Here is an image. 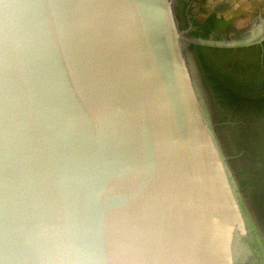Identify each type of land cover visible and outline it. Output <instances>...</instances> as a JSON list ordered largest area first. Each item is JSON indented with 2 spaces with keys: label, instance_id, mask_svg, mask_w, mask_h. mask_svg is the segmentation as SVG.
Here are the masks:
<instances>
[{
  "label": "water",
  "instance_id": "water-1",
  "mask_svg": "<svg viewBox=\"0 0 264 264\" xmlns=\"http://www.w3.org/2000/svg\"><path fill=\"white\" fill-rule=\"evenodd\" d=\"M181 2L0 0V264H264Z\"/></svg>",
  "mask_w": 264,
  "mask_h": 264
},
{
  "label": "rangeland",
  "instance_id": "rangeland-1",
  "mask_svg": "<svg viewBox=\"0 0 264 264\" xmlns=\"http://www.w3.org/2000/svg\"><path fill=\"white\" fill-rule=\"evenodd\" d=\"M185 1L188 6L179 8L180 17L183 22L188 20L191 25L187 36L197 41L192 43L191 50L198 70L208 76L209 84L202 74L201 80L215 117L222 116L219 105L224 103L223 99H227L225 102L228 104L231 98L262 102L264 0ZM214 25L220 27L214 28ZM257 114L255 121L259 122L264 117V112ZM242 119L247 120L244 117ZM260 124L257 127L264 135V125ZM223 128L221 127V132ZM258 166L260 171L256 180L264 185V160Z\"/></svg>",
  "mask_w": 264,
  "mask_h": 264
},
{
  "label": "flooded vegetation",
  "instance_id": "flooded-vegetation-1",
  "mask_svg": "<svg viewBox=\"0 0 264 264\" xmlns=\"http://www.w3.org/2000/svg\"><path fill=\"white\" fill-rule=\"evenodd\" d=\"M181 6L184 8L188 6L185 0H182ZM217 27H220V25H214V28ZM203 73L201 72L202 76L209 84L208 76ZM216 95L219 94L216 93ZM223 100L224 103H221V106L219 105L222 118H228L234 115L241 118H247L246 126L242 125L234 130L232 145L238 155L236 158V171L241 185L244 191L253 198V201L256 204L259 205H256V207L254 206V209L256 210L255 212L259 215L262 213V209H264V207L260 206L262 205L261 201L264 200V196L262 195L264 192V185L262 182L260 183L259 180H256V176L260 171L258 164L260 161L264 160V135L257 126H259V123H261L260 126L264 125V117L262 116L263 118H261L259 122L257 120L255 121V119L258 117L257 113L264 112V100H262V102L257 101V103H253L244 100L238 101L231 98L229 104L225 102L227 99ZM231 106L234 109L233 111ZM228 110L231 112H228ZM250 119L254 122L253 131L250 126H248V121Z\"/></svg>",
  "mask_w": 264,
  "mask_h": 264
},
{
  "label": "bare ground",
  "instance_id": "bare-ground-1",
  "mask_svg": "<svg viewBox=\"0 0 264 264\" xmlns=\"http://www.w3.org/2000/svg\"><path fill=\"white\" fill-rule=\"evenodd\" d=\"M189 13V12H188Z\"/></svg>",
  "mask_w": 264,
  "mask_h": 264
}]
</instances>
